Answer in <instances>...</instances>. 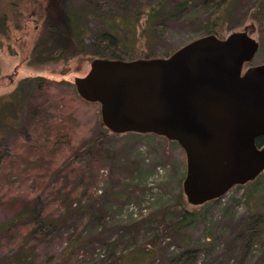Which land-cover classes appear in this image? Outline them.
Returning <instances> with one entry per match:
<instances>
[{"label":"rangeland","instance_id":"374dc122","mask_svg":"<svg viewBox=\"0 0 264 264\" xmlns=\"http://www.w3.org/2000/svg\"><path fill=\"white\" fill-rule=\"evenodd\" d=\"M56 1L79 16L86 27L88 54L66 61L29 63L41 22L47 12H57L53 8ZM141 1L146 2L0 0V125H7L5 98L27 77H43L51 82L50 92L71 97L76 92L75 77L88 73L91 59L113 52L116 59L139 58L140 50L133 45L129 52L113 48L100 33L105 18L133 15L138 6H144ZM201 20L192 7L163 18L151 30L149 43H141L140 48L150 51L153 57L168 56L186 42L206 35ZM224 21L218 29L219 37L252 25L251 34L260 46L254 59L244 66L264 64V21L251 23L236 6ZM36 88L37 81H28L22 90L24 98L28 100ZM67 105L75 107V112H67L73 114L70 118L75 141L81 145L80 157L105 163L104 176L99 189L90 187L80 194L85 189L80 188L74 200L68 194L60 198L61 190L56 191L54 205L64 208L53 211L50 206L49 210L57 225L47 230L45 240L31 237L21 264H264V209L259 208L264 201V172L257 183L228 190L199 220L177 231L172 224L180 217V202L190 209L195 206L183 193L187 159L179 143L157 134L136 132L109 135L95 142L94 137L102 130L99 103L76 100L74 105L67 101ZM10 125L9 132L7 126L0 128V159L20 128ZM6 219L0 206V224ZM254 220H260L258 226ZM251 226H256L251 239L239 236ZM13 234L5 239L0 257L19 264L18 253L24 245ZM82 237L85 242L79 247L76 243ZM188 245L197 246L196 251L187 253L184 247Z\"/></svg>","mask_w":264,"mask_h":264},{"label":"water","instance_id":"95a60500","mask_svg":"<svg viewBox=\"0 0 264 264\" xmlns=\"http://www.w3.org/2000/svg\"><path fill=\"white\" fill-rule=\"evenodd\" d=\"M260 42L251 31L213 33L168 56L95 57L76 92L99 103L115 134L152 133L179 143L187 159L183 193L200 206L264 172V64L245 69Z\"/></svg>","mask_w":264,"mask_h":264},{"label":"trees","instance_id":"16d2710c","mask_svg":"<svg viewBox=\"0 0 264 264\" xmlns=\"http://www.w3.org/2000/svg\"><path fill=\"white\" fill-rule=\"evenodd\" d=\"M141 2L144 6H138L132 12L133 15L121 19L105 18L103 30L100 33L103 40H108L113 48L118 47L129 52L133 45L140 50L139 58L153 57L150 51L140 48V44L149 43L154 25L163 18L182 13L190 7L202 18L201 22L206 35L213 33L219 37V26L225 22L224 17L229 16L235 6L251 23L264 21V0H146ZM53 3V8L57 12L49 11L44 16L41 22L42 30L31 49L30 57L33 59L31 58L29 63L66 61L76 55L88 54L89 43L85 38L87 29L79 16L67 8L60 7L59 2ZM244 28L248 31L253 29L252 25H245ZM98 56L116 59L114 52ZM28 81H37L38 88L26 100L22 90ZM51 86V82L43 77H27L19 82L16 90L8 98H5L7 132L9 128H12L10 123L15 124L12 125L13 127L20 125V128L10 142L8 151L0 159V206L7 214V219L0 224V251L5 246V239L15 232L12 237L18 240L20 245H24L18 253L19 264L25 257L31 237L37 236L45 240L48 237L47 230L50 227H56L57 222H52L53 218L50 217L52 211L49 208L52 206L53 211L64 208L63 205L59 208L55 207L56 204L54 205L53 201L57 200L56 191L61 190L60 198L61 195L68 194V197L74 200L75 192H78L80 188H85L80 194L87 192L90 187L97 190L106 167L100 160L82 159L78 152L81 145L75 141L76 133L73 120L70 118V115H73L72 112H75V107L67 105V101L74 105L76 100L83 102L84 100L76 92H73L71 97L52 93ZM67 109L72 112H67ZM99 124L102 130L93 141L101 142V139L115 135L103 125L102 120ZM2 127L4 126L0 125V128ZM256 144L264 146V136H259ZM54 176H56L55 179ZM261 176L262 173L256 180L236 187L255 184L260 181ZM217 200L205 202L204 205L194 206L192 209L181 201L180 217L172 224L173 227L177 231H182L194 221L199 220ZM259 206L264 209V201H261ZM259 221L254 220L253 224L257 225ZM129 226L131 227L130 224ZM251 227L239 236L251 239L256 226ZM208 237H211L210 233ZM84 242L85 238L82 237L76 244L81 247ZM196 249L197 246L184 247L187 253H192ZM15 263L13 260L10 261L9 257H0V264Z\"/></svg>","mask_w":264,"mask_h":264}]
</instances>
